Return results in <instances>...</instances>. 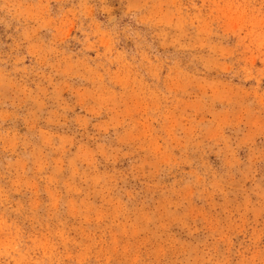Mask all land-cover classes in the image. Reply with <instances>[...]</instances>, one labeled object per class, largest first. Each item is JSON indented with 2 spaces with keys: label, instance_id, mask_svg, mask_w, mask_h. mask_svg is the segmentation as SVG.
<instances>
[{
  "label": "rangeland",
  "instance_id": "1",
  "mask_svg": "<svg viewBox=\"0 0 264 264\" xmlns=\"http://www.w3.org/2000/svg\"><path fill=\"white\" fill-rule=\"evenodd\" d=\"M0 264H264V0H0Z\"/></svg>",
  "mask_w": 264,
  "mask_h": 264
}]
</instances>
